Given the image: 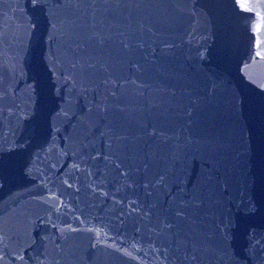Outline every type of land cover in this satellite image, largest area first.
Masks as SVG:
<instances>
[{
    "label": "water",
    "instance_id": "95a60500",
    "mask_svg": "<svg viewBox=\"0 0 264 264\" xmlns=\"http://www.w3.org/2000/svg\"><path fill=\"white\" fill-rule=\"evenodd\" d=\"M0 264H264V0H0Z\"/></svg>",
    "mask_w": 264,
    "mask_h": 264
},
{
    "label": "snow or ice",
    "instance_id": "6c2138e0",
    "mask_svg": "<svg viewBox=\"0 0 264 264\" xmlns=\"http://www.w3.org/2000/svg\"><path fill=\"white\" fill-rule=\"evenodd\" d=\"M242 7H244V5H241ZM249 11H251L252 9H248Z\"/></svg>",
    "mask_w": 264,
    "mask_h": 264
}]
</instances>
